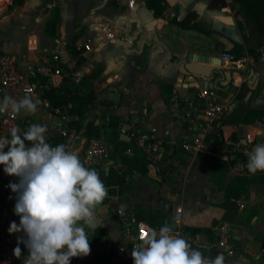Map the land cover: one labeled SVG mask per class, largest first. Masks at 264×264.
Wrapping results in <instances>:
<instances>
[{
  "label": "crops",
  "instance_id": "obj_1",
  "mask_svg": "<svg viewBox=\"0 0 264 264\" xmlns=\"http://www.w3.org/2000/svg\"><path fill=\"white\" fill-rule=\"evenodd\" d=\"M12 1L0 0V53L12 54L17 58L23 81L35 86L36 91L31 95L43 102L39 105L38 113L20 116L24 131L30 123L47 125L46 142L55 146L61 144L59 139H63L62 144L66 143L68 150L78 154L82 161V150L89 140L83 136V131L89 122L94 121L100 126L99 139L110 147L111 155L117 141L122 140L123 124H130L131 117L140 107L146 109L147 113L142 114L141 111L140 119L126 132L130 140L123 141L131 144L126 154L130 155L136 147L143 150L153 162L146 175L133 171L137 174L130 177L132 182L127 178L133 172L126 176L128 187L121 196H107L103 201L100 214L103 224L99 227L104 232L102 243L107 249L110 244L129 245L114 216L113 206L110 211L106 210L109 204L125 196L132 203L129 192L137 188L152 190V174L157 178V175H165L164 170H183V187L186 185V190L171 192L164 185L161 189L164 200L162 204L159 203L162 209L145 206L146 203L142 204L144 208L138 206L136 209L130 206V202L121 203L136 216L140 209L159 210L169 218L168 224L173 229L178 226L203 229L196 233L185 231L191 235L198 234L196 246L189 243L193 248L207 253L205 247L215 240L213 229L220 222H225L224 217L231 210L220 207L224 194L203 173L202 165L196 159L197 152L206 147L191 151L179 147L174 152L172 145L163 146V143L184 145L192 143L191 139H198L203 144L204 137L211 132L212 127V123L204 116L206 101L199 96L206 78H193L191 75L182 77V65L188 55L203 63H216L221 55H233L236 52L234 44L241 45L245 53L249 48L255 49L258 59L241 68L222 62L221 67L212 71L207 78L212 84L211 89L207 88L214 93L210 101L232 106L230 114L224 117L227 123L220 126L223 143L214 149L207 148V151L226 160L227 153L246 154L244 150L250 151L254 145L264 143V117L253 124L236 122L247 107L252 91L259 85L249 106L253 110L264 108V44H247L252 24H248L249 30H244V20L234 0H162L164 10L158 17L148 8L147 0H120L115 6L107 5L108 0H23L20 5H13ZM235 12L238 18H235ZM189 14L194 16L185 22L186 25L195 24L199 30L183 28L178 24ZM54 19L56 27L52 33L48 26ZM239 21H242L243 27H240ZM109 34L112 38H109ZM252 35L256 36L254 32ZM87 44L89 49L85 48ZM55 53L59 61H53ZM56 67L60 68L61 75L52 73ZM180 83L187 90L186 93L182 92L183 88L178 85ZM243 83L249 85L250 91L241 100L238 94ZM49 87L55 88L58 94L70 91V96H86L92 90L93 101L87 104L80 118L68 114L67 109L59 113L57 109L47 107L45 99H42L43 90ZM23 96H16L15 99L19 100ZM108 116L120 118L118 128L108 126ZM60 131L66 135H59ZM140 133L150 138L145 144L153 142L159 145V158L138 142ZM233 134L234 140L231 138ZM109 162V169L117 170L118 158H106L103 164L105 171ZM244 172V165L238 159L226 179L229 181ZM248 191L250 198L235 199L233 208H237V200H243L246 207L244 210L237 208L238 211L248 213L250 209L254 210L251 224L264 233V176L260 183L250 185ZM178 208H181L180 213H177ZM110 222L116 225L117 237L104 225ZM229 235V244L232 245L231 229ZM106 240L109 241L107 245ZM216 252L211 249L207 256L215 257ZM237 254V250L232 256L223 254L225 264H264V249L253 253L248 251V256ZM87 257L88 262L85 259V264H93V261L106 264L92 250ZM107 264H114L112 256ZM121 264H133V260Z\"/></svg>",
  "mask_w": 264,
  "mask_h": 264
},
{
  "label": "clouds",
  "instance_id": "obj_2",
  "mask_svg": "<svg viewBox=\"0 0 264 264\" xmlns=\"http://www.w3.org/2000/svg\"><path fill=\"white\" fill-rule=\"evenodd\" d=\"M42 103L30 93L19 100L5 95L0 114L27 117L38 113ZM47 132V125L30 123L22 134L12 127L10 138L0 137V165L5 174L18 178L8 187L16 194L13 211L20 220L12 221L8 232L22 233L13 255L21 258L19 245L24 244L28 255L23 264H71L72 258L90 254L88 230L103 224L100 214L108 191L99 174L65 144L46 142ZM246 156L251 174L264 171V143ZM139 239L131 252L133 264H225L223 255L205 256L167 223Z\"/></svg>",
  "mask_w": 264,
  "mask_h": 264
},
{
  "label": "trees",
  "instance_id": "obj_3",
  "mask_svg": "<svg viewBox=\"0 0 264 264\" xmlns=\"http://www.w3.org/2000/svg\"><path fill=\"white\" fill-rule=\"evenodd\" d=\"M120 0H108L107 5L115 6ZM23 0H13V5L22 4ZM235 4H238V12L241 15V18L247 23L252 24L254 34L261 39L260 45L264 44V0H234ZM147 6L152 11L155 17L160 16L163 13L164 6L162 0H147ZM11 7V6H10ZM194 14H189L185 17L184 21L179 22L178 24L183 28H193L199 30L200 28L193 24L187 26L185 22L190 20ZM56 27V19L52 20L49 23V31L53 33ZM236 48V57L243 56L245 53L241 45L234 44ZM242 51L237 53L238 50ZM247 53L249 56L253 57L255 60L258 59V54L255 49H248ZM264 75V71H263ZM260 88V85L257 86L255 90L252 91V95L247 101V107L243 109L241 114L237 117V123L244 124H253L254 122L262 119L264 117V108L260 110H253L250 108V100L253 98L255 93ZM250 91L248 84L243 83L241 85V91L238 94V99H243L247 92ZM93 92L89 90L86 96H80L73 94L68 96L67 93L58 94L57 90L53 87L45 88L43 90L42 99H45L49 102V107L52 110L57 109L59 113H62L64 109H67L68 114L76 115L78 118L82 117L86 111L88 103L93 101ZM68 103H71V106H68ZM109 104V102H106ZM108 126L111 128H118L120 118L118 116H108L107 117ZM227 123V120L221 118L212 123L211 132L207 134L203 139V145L206 147L199 150L196 154V159L202 165V171L206 174L209 179L217 186L218 190L222 191L224 194V200L220 204V207L231 210L234 207V200L238 199L242 195H245V192L248 190V187L253 184L260 183L263 180L264 171H258L256 174H251L247 167V156L242 152H234L233 154L227 153L228 158L226 160L218 158L214 155H211L208 149H214L217 145L223 143V136L220 129L221 125ZM83 136L87 139H97L100 136V126L96 125L94 121L89 122L83 131ZM235 139L234 134L231 137ZM63 139H59L60 143H63ZM240 143V142H238ZM172 145L174 152L178 150L179 147H183L182 143H171L164 142L165 145ZM242 144L240 143V146ZM131 144L123 140H118L115 144L110 159L119 160V167L117 170L110 168L107 172L103 169L97 171L100 176V179L105 184V187L108 191V197L112 196H121L126 188L128 187L125 179L126 176L135 171L140 174L146 175L149 172V166L153 162L149 156L141 149L134 147L133 152L129 155L126 154L128 148ZM231 159V157H233ZM240 160L244 165L245 172L242 174H237L227 181V173L233 168L236 160ZM92 168V167H90ZM94 169V168H92ZM16 199L13 200V208L15 206ZM137 216L140 219L146 221L150 226L161 228L165 223L168 224L169 218L159 210H152L151 208L140 209L136 212ZM188 232L196 233L201 232V228H185ZM208 232L209 229L207 230ZM104 232L101 228L96 230H88V238L90 248L94 254L100 259L103 263H109L112 251H109L106 246L102 243V237Z\"/></svg>",
  "mask_w": 264,
  "mask_h": 264
},
{
  "label": "built area",
  "instance_id": "obj_4",
  "mask_svg": "<svg viewBox=\"0 0 264 264\" xmlns=\"http://www.w3.org/2000/svg\"><path fill=\"white\" fill-rule=\"evenodd\" d=\"M109 38H112L111 34H109ZM86 49H89V44L85 45ZM53 61H59L60 58L58 54H54L52 57ZM221 62L224 64L232 65L235 68H241L246 63L254 60L253 57L249 55H243L240 57H236L235 55H221ZM54 75H61V70L59 67H56L53 72ZM36 89L34 85L25 84L23 81V76L18 69L17 58L12 54H4L0 53V100L3 99L5 95H10L14 99L16 96L25 95V94H33ZM214 93L212 90L207 87L202 88L199 91V96L205 99L206 108L204 110V116L208 122H215L221 118L228 116L231 112V104H218L212 103L210 99L213 97ZM44 104L48 107L49 104L46 100H44ZM146 109H142V114H146ZM12 127H18L21 130V134L24 131L23 123L21 121L20 116H16L13 118L11 113L0 114V137L8 136L10 138V129ZM59 135H66L64 131H60ZM138 142L146 146L148 151L154 153L156 158H159V145L152 143L145 144V142L149 141V136L144 133H140L137 136ZM192 143H186L183 145L185 149L188 151L197 150L204 146L198 139H191ZM66 145V143H65ZM68 149V146L66 145ZM7 151V148L5 149ZM110 152V147L106 145L104 141L101 139H89L87 140L83 150H82V162L86 167H92L96 171L103 169V164ZM244 152H248L244 150ZM3 165H0V185L4 187L12 196H16L15 193L8 187L10 182H17L18 178L15 176H10L4 173ZM237 208L239 210H244L246 204L243 200L236 201ZM181 212V208L177 209V213ZM114 216L117 218L121 225V232L125 237L127 244H110L108 245V249L112 251V262L114 264H121L123 262H131L133 259L131 257V252L133 250L134 245L140 243V236L144 235L151 229L159 228L150 226L144 220L139 219L135 213L129 210L122 204L113 206ZM20 217L19 216H11L8 220H2L0 222V228L3 230H8L10 223L15 221L19 224ZM230 225L227 222H220L213 229L214 242L208 244L206 248L207 253L209 250L214 249L216 255L232 256L235 252L234 246L229 244V232ZM174 233L188 242H191L192 245L196 246L197 239L199 238L198 234H188L183 226H178L173 229ZM207 253L204 255L207 256ZM215 255V256H216ZM0 264H11L10 257L5 253L0 254Z\"/></svg>",
  "mask_w": 264,
  "mask_h": 264
},
{
  "label": "rangeland",
  "instance_id": "obj_5",
  "mask_svg": "<svg viewBox=\"0 0 264 264\" xmlns=\"http://www.w3.org/2000/svg\"><path fill=\"white\" fill-rule=\"evenodd\" d=\"M113 9H111L112 11ZM107 11L110 12L109 9H107ZM238 15V14H237ZM239 16V15H238ZM235 18H238L236 16V12H235ZM242 20V19H241ZM240 27L243 25L245 26L244 30L247 29L249 30V26L246 22L243 21V25H242V21H239ZM249 27V28H248ZM252 27L249 30V38H247L248 40V45L249 44H260V39L257 38L256 36L252 35ZM242 54L241 49L237 51V53ZM236 52L233 53V55H235ZM243 55H248V53H244ZM65 93L68 94V96H70L69 94H71L70 91H66ZM64 120V119H62ZM110 158V152L107 156V159ZM165 171V175H161L163 176L162 178H160L158 175L156 176L157 178H154V175L152 174V178H151V183H153V189H134L132 191L129 192V198L132 201V203L130 201H128V196H125L123 199H118L115 200L113 203L109 204V208L107 207L106 210L108 212V210H111V207L114 205H119L124 203L130 202L131 203V207L132 208H139L138 206H140L141 208L143 207V203H146L145 206H149L151 208L157 209V208H161L162 209V205H159V203L162 204L163 202V195L161 193V189L164 187V185L168 186V190H170L171 192L173 190L177 191V192H184V190H186V185L185 187H183V183L185 182V174L183 172V170H164ZM133 174H137L135 172L131 173L130 176H128V180L129 178L133 175ZM140 175V174H139ZM161 179V181H160ZM130 182H132L133 180L130 178ZM147 182V181H146ZM150 184V182H147ZM142 188V187H141ZM183 190V191H182ZM250 194V192L247 190L245 192V195H242V198L245 199H249L250 196L248 195ZM198 196V195H197ZM11 197V199H10ZM241 197H239L238 199H240ZM241 198V199H242ZM13 200H14V196H12L10 194V192H8L6 189H4V187L2 185H0V222L2 220H8V218L11 216H14L15 213L13 211ZM110 202V201H109ZM122 202V203H121ZM149 203V205L147 204ZM253 208V206H252ZM243 211H238L237 208H233L231 209L230 212H228L226 214V216L224 217L225 222H228L232 233H233V240L231 241L232 245L235 246V250L238 251L237 256L239 255H243V256H248L247 252L251 251L253 253V251H257L260 249H264V233H261V231H259V229H255L253 228L252 224H251V216L255 213L254 210H249L248 213H245ZM112 213V212H111ZM105 227L108 229H111V232L113 233L114 237H117V232H116V225L113 222H110V224L105 223L104 224ZM22 235V233H14V234H9L8 230H3V228H0V254L5 253L7 256L10 257V262L11 264H23V260L26 259V256L28 255V250L25 247L24 244H20L19 247L21 248V258H16L13 255V249L17 246V236ZM108 240H106V245L108 244ZM90 255V254H89ZM88 255V256H89ZM88 262V257L84 256V257H74L71 259V264L75 263V262H84V264L86 263V261ZM98 264V261H93V264Z\"/></svg>",
  "mask_w": 264,
  "mask_h": 264
},
{
  "label": "water",
  "instance_id": "obj_6",
  "mask_svg": "<svg viewBox=\"0 0 264 264\" xmlns=\"http://www.w3.org/2000/svg\"><path fill=\"white\" fill-rule=\"evenodd\" d=\"M237 7H239V5L237 4ZM217 62L210 64V63H203L197 59H194L191 55L187 56V61L183 63L182 65V73L181 76L183 77L184 75H191L193 78L196 77H202V78H206L203 81V86L204 87H209L210 89L212 88V84H210L208 82V77L210 75V73L212 71H214L215 69L221 67V59H216ZM179 87L183 88L182 85L183 84H178ZM186 89L183 88L182 92L186 93ZM250 95V94H249ZM141 111L142 108L140 107L139 110L137 111L136 114H134L131 117V123L130 124H123L122 126V133H121V139L122 140H126L129 141L130 138L127 136L126 132L131 128V126L135 125L137 123V121L140 119V115H141ZM255 147V145L253 146V148ZM111 165V162L108 163L106 171H108L109 166Z\"/></svg>",
  "mask_w": 264,
  "mask_h": 264
},
{
  "label": "snow or ice",
  "instance_id": "obj_7",
  "mask_svg": "<svg viewBox=\"0 0 264 264\" xmlns=\"http://www.w3.org/2000/svg\"><path fill=\"white\" fill-rule=\"evenodd\" d=\"M146 234V233H145Z\"/></svg>",
  "mask_w": 264,
  "mask_h": 264
}]
</instances>
